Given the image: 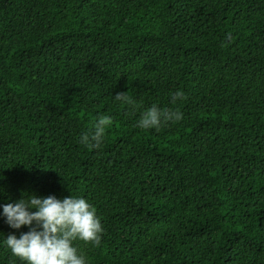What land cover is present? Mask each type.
<instances>
[{
	"label": "trees",
	"instance_id": "1",
	"mask_svg": "<svg viewBox=\"0 0 264 264\" xmlns=\"http://www.w3.org/2000/svg\"><path fill=\"white\" fill-rule=\"evenodd\" d=\"M153 103L182 119L140 129ZM0 176L95 207L86 264H264V0H0Z\"/></svg>",
	"mask_w": 264,
	"mask_h": 264
},
{
	"label": "clouds",
	"instance_id": "2",
	"mask_svg": "<svg viewBox=\"0 0 264 264\" xmlns=\"http://www.w3.org/2000/svg\"><path fill=\"white\" fill-rule=\"evenodd\" d=\"M112 96L115 102L135 109L136 100L128 91ZM182 96L183 92L176 90L170 94V100L175 102ZM180 119V111L153 103L140 113L135 124L140 129L159 130ZM110 120L109 116L98 117L90 129L80 134L78 142L86 148H100ZM4 191L0 186V194ZM5 199L7 202L0 203L4 223L13 229L28 226L19 236L0 232V245L9 250L19 264H86L74 241L98 243L103 226L95 207L84 196L69 194L60 198L21 190L14 201Z\"/></svg>",
	"mask_w": 264,
	"mask_h": 264
}]
</instances>
